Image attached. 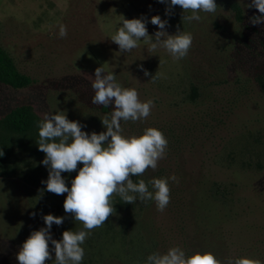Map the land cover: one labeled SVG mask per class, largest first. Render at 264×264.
<instances>
[{
    "label": "rangeland",
    "instance_id": "obj_1",
    "mask_svg": "<svg viewBox=\"0 0 264 264\" xmlns=\"http://www.w3.org/2000/svg\"><path fill=\"white\" fill-rule=\"evenodd\" d=\"M250 2L216 0L215 13L200 12V20L189 22L180 6L166 14L167 4L159 0H0V47L32 78L21 89L0 84V264H18L24 241L46 226L44 215L65 217L52 226L57 240L65 230L83 227L64 211L67 193L46 191L42 181L49 170L37 141L39 123L57 111L79 121L89 135L106 131L101 118H110L112 105L106 110L91 99L100 66L123 87L137 89L142 101H154L146 120L122 122L125 132L140 135L155 127L169 141L157 169L134 182L173 174L179 182H170L163 212L154 200L141 202L137 195L135 204L124 203L115 195L116 215L91 231L82 264H145L153 252L173 246L187 255L213 252L225 264L240 257L264 264V192L256 186L264 175V22H250L260 15L246 8ZM155 15L168 20L169 34L179 29L193 35L186 57L174 59L163 48L153 53L143 39L121 53L111 40L123 16L147 18L154 35ZM61 24L68 31L63 39ZM17 106L36 116L26 133L1 124ZM80 167L62 173L69 187ZM46 264H55L54 252Z\"/></svg>",
    "mask_w": 264,
    "mask_h": 264
},
{
    "label": "clouds",
    "instance_id": "obj_2",
    "mask_svg": "<svg viewBox=\"0 0 264 264\" xmlns=\"http://www.w3.org/2000/svg\"><path fill=\"white\" fill-rule=\"evenodd\" d=\"M167 4L166 14L180 6L183 9L182 20L189 22L200 20V12L215 13L216 0H159ZM246 8H255L260 15L250 17L253 25L264 22V0H251ZM184 13H191L184 15ZM111 40L119 46L121 53L130 52L139 47L143 39L150 45L149 51L165 49L174 59L187 56L192 44L193 35L180 31L169 34L166 30L168 20L159 15L151 17V23L158 26V31L150 35L145 17L126 19ZM67 27L59 26L58 36L66 38ZM154 37V42H153ZM143 66L141 65V68ZM145 76L150 73L144 70ZM92 81L94 95L92 104L107 108L114 104L110 118L105 115L102 120L106 131H93L90 135L82 130L79 121L68 119L63 111L45 115L39 123V150L45 153L41 162L49 170L46 191L56 195L67 193L63 207L67 215L80 222L79 230H65L62 239H54L51 233L53 224L62 225L64 216L51 213L44 215L45 227L31 232L16 254L18 264H46L53 259L55 264H82L85 249L82 246L91 231L102 227L110 216L116 215L113 198L119 195L124 203L135 204L137 195L141 202L154 200L158 211L163 212L170 203V182L178 183V177L152 178L148 182L133 177L142 176L148 169L155 170L158 162L167 155L168 139L164 133L147 127L140 135H128L122 122L146 120L154 107L151 99L142 101L135 88L123 87L117 82L113 72H106L100 66L95 69ZM153 76L151 80H154ZM78 174L71 180V187L66 183L62 173L76 171ZM151 185L152 190H149ZM35 216V213L32 214ZM51 245V247H50ZM145 264H225L215 253L195 252L187 255L180 246L170 247L166 252H153ZM226 264H261L250 257L229 258Z\"/></svg>",
    "mask_w": 264,
    "mask_h": 264
},
{
    "label": "trees",
    "instance_id": "obj_3",
    "mask_svg": "<svg viewBox=\"0 0 264 264\" xmlns=\"http://www.w3.org/2000/svg\"><path fill=\"white\" fill-rule=\"evenodd\" d=\"M235 8L240 13V8L236 4ZM239 17L241 18L240 14ZM31 83L32 78L19 71L11 55L0 47V84L11 89H21ZM113 108L114 104L111 109L113 110ZM104 109L108 108L104 107ZM35 121L36 116L28 106H17L2 117L1 124L11 132L26 133L31 130ZM256 186L261 192H264V175L257 180Z\"/></svg>",
    "mask_w": 264,
    "mask_h": 264
}]
</instances>
